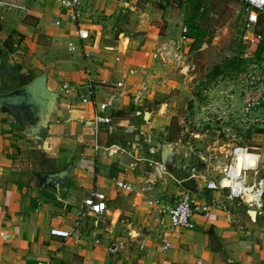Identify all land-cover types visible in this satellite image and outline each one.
<instances>
[{
  "label": "crops",
  "instance_id": "1",
  "mask_svg": "<svg viewBox=\"0 0 264 264\" xmlns=\"http://www.w3.org/2000/svg\"><path fill=\"white\" fill-rule=\"evenodd\" d=\"M221 1L225 5L218 8ZM200 2L207 10L198 7ZM24 3L29 9L27 14L0 6V95L44 75L46 88L56 94V104L49 119L33 131L25 130L0 106V264H264V189L261 209L234 201L225 212L213 211L208 219L196 217L193 229L170 230L159 223L158 209L151 208L149 201L160 199L171 205L177 187L172 190L165 187L168 183L159 182L147 189L144 181L150 170L144 169L151 156L144 150L140 134H147L156 122L162 104L163 112L175 115L169 109L175 106L172 91L179 85L174 77L186 79L181 71L188 68L190 73L195 68L191 61L195 52L211 47L215 53L225 51L222 54L229 57L228 49L237 50L231 47L235 33L230 21L237 14L246 17L243 0H205L204 5V0H93L87 8L95 5L106 12L119 5L123 8L115 15L121 30L116 36L110 28L103 29L87 19L93 30L87 71L72 29L53 24L60 13L56 2ZM193 16L194 27L188 25ZM261 16L264 19V14H259L254 26ZM220 19H224L221 27ZM183 25H188L190 39L184 59L177 64L162 57L161 51L179 37ZM254 26L253 33L260 36V41L251 42V32L245 31V41L242 39L239 46L250 50L243 58L254 56L264 39V33H258ZM198 32L203 38L210 33L211 42L200 43ZM263 59L259 62L261 77ZM225 64L226 60L218 66ZM231 74H227L233 77L229 89L237 94L247 84ZM87 75L97 84L95 101L107 102V113L113 116L112 124L100 126V149L96 153L92 147L93 103H82L63 90L66 83L84 84ZM107 82L123 86L110 89L102 85ZM142 88L143 98L135 102L132 96ZM236 101L239 103L238 98ZM183 127L184 132L186 125ZM216 140L217 136L213 140L215 148L222 151L221 139L219 143ZM199 142L202 148L190 141L170 142L175 156L172 174H183L176 169L181 159L191 165L208 160L206 144L213 142ZM109 145L120 149L115 156L109 157L103 151ZM251 148L261 155L257 177L264 178V146L262 152ZM159 153L156 157L160 159ZM217 157L222 159V155ZM63 170L67 174L61 183L51 180L38 185V174ZM117 177L131 183L134 191L115 188L112 179ZM186 187L199 201L214 196L198 192L194 185ZM166 190L173 197H164L162 192ZM93 193L104 195L107 211L100 216H86L76 230V212ZM250 211L255 212L254 217ZM52 230L68 236L52 235ZM165 243L170 248L163 251ZM114 244L116 249L112 248Z\"/></svg>",
  "mask_w": 264,
  "mask_h": 264
},
{
  "label": "built area",
  "instance_id": "2",
  "mask_svg": "<svg viewBox=\"0 0 264 264\" xmlns=\"http://www.w3.org/2000/svg\"><path fill=\"white\" fill-rule=\"evenodd\" d=\"M60 9L59 16L53 18L54 25H68L72 29L73 35L80 42L84 66L86 71L89 69L88 64L91 61V41L93 38V30L87 23L85 17V9L93 0H54ZM112 3L121 2V0H101ZM25 0H2L0 6L8 9L18 10L28 13L29 9L25 5ZM246 18L243 24L245 31H250V41L258 43L260 36L253 33V27L257 21L259 14H264V0H243ZM180 35L177 39L170 41L162 49V57L171 59L173 63L179 64L184 59L185 48L190 39V31L188 25L180 27ZM247 57L248 55H245ZM262 66L259 62L248 64L237 75L238 81L247 84L237 94H234L229 88L225 89L224 84L229 85L232 78L229 75H220L212 81H206L202 85L200 82L191 81L195 86L200 87V97L202 103L198 110L199 121L196 123L198 131H190L188 133L195 140L206 143L207 133L209 129L216 133L217 143L222 141V151L215 148V142L206 144L208 151V160L201 165L188 164L185 159H181V163L176 168L183 173L176 176L168 171L156 156L161 151L164 143L159 141L152 129L147 134H142L143 143L149 156L152 158L147 160L150 166V172L145 178V185L150 189L156 183L168 182L170 180L177 187L174 200L171 205L163 203L160 199L150 200L151 208L158 209L160 224L168 226V229H184L194 228L195 218L202 216L210 218L213 211H227V207L234 201L246 204L249 208H262L261 197L263 193L264 178H258L257 174L261 163V155L254 152L255 150L240 142L236 131H244L254 133L255 130H264V114L260 113V109L264 106V85L261 77ZM182 68V74L186 75L190 70ZM107 88H119L123 84L103 83ZM97 84L87 75L84 84L75 86L72 84H64L63 90L66 93L74 94L82 103H93L94 114L92 118V127L94 134L101 125H110L113 122V116L108 114L109 104L107 102L97 103L95 101V88ZM221 87V88H220ZM145 89H137L133 94V100L139 102L143 98ZM239 99L237 103L236 99ZM195 103V101H193ZM197 119V121H198ZM207 128L204 133L200 130ZM185 133L188 132V126L185 127ZM222 135V136H221ZM93 149L96 152L100 149L98 143H95ZM120 149L115 145H109L103 148V151L109 156H115ZM125 153L124 151H120ZM219 159L217 156H221ZM246 155H250V162L254 164H245L240 167L238 159L246 160ZM185 158V157H184ZM112 183L119 190L133 192L134 187L131 183L120 178H113ZM186 185H194L198 192L207 191L214 196L207 201H199L195 198V194L191 192ZM107 211V204L104 195L93 193L92 197L85 201L83 206L76 212L75 227L78 230L86 216H100ZM52 235L61 237L68 236V233L57 230L51 231ZM116 249L115 244L112 245ZM170 248L168 243L162 246L165 251ZM20 264V263H13ZM35 264H50L48 261H38Z\"/></svg>",
  "mask_w": 264,
  "mask_h": 264
},
{
  "label": "rangeland",
  "instance_id": "3",
  "mask_svg": "<svg viewBox=\"0 0 264 264\" xmlns=\"http://www.w3.org/2000/svg\"><path fill=\"white\" fill-rule=\"evenodd\" d=\"M101 3H103V2H101ZM204 4H205V0H204L203 5ZM224 5H225V3L223 1H221V5H218V8L223 7ZM193 7H195V3L193 4ZM198 7L204 9V7L201 5V2L198 3ZM122 8L123 7L119 5V6H117V8H112L113 10H111V11L109 10L108 12H106L103 9H98L94 5L93 8L88 7L86 9L85 17L92 24L100 25L101 28H103V29L110 28L114 32V35L116 36V34L121 30L119 29V26L116 24L117 22H115L114 19H115L116 13L119 10L121 11ZM208 8L211 10L213 7H211V5H208ZM205 9L207 10L206 7H205ZM108 13H111V14L109 15ZM231 18L232 19L230 21L231 22L230 27H231V30L234 31L235 35H234L233 41L231 42L232 45L231 44L230 45H231V47L232 46L236 47L237 45H240V43H243L242 39H244V37L246 36V32H245L244 28L242 27L246 17H244V14L241 13V14H237L235 16H232ZM192 19H196V16H193V17H191V19H189L188 25H190V26H193V24H194V22L193 23L191 22ZM223 20L224 19H220V21L218 23L219 27L223 26L222 25ZM254 27L258 33H261V34L264 33V19L262 18V16H261V19L259 18L257 25ZM198 30H200V29H198ZM210 37H211L210 33L208 35H206L205 38H203L202 34H200L199 32L197 33V39L199 40L200 43H204V41L208 42V43L211 42V41H209ZM244 41H245V39H244ZM247 42L248 41L246 40V44L248 46H250L249 45L250 42L249 43H247ZM246 44L244 43L243 45L246 46ZM236 48H237V50L228 49L230 52L229 57L222 54V53L226 54L225 51L221 52V53L220 52L215 53L211 49V47L208 48V50L207 49L198 50L197 52H195V54L193 55V59L191 60L194 64V67H195L193 69L194 71L192 70L190 73H187L186 79L183 77H179V78L174 77V80H177L179 82V85H176V87L172 91L173 97H176V99H174L172 102L175 106H169V109H170V112L174 113L175 115L169 116L171 114H167L165 112L160 113V114H156V116H155L156 122L153 123V125L150 128V129H152V131L156 135L155 137L159 141H161L164 144H168V143L170 144V142L174 143V142H178L180 140L182 142L183 141H185V142L190 141L195 146H198V144H197L198 142L197 141L195 142V139L192 136H190L188 133H190V131H192V132L198 131L196 129L195 122L197 121L198 118L200 119V117L198 115L199 114L198 110L195 112V108H199V106H200L199 104L202 103V98L200 97V87L195 86V84H193V82L190 80L192 79V77H194L195 78L194 81H198V82H200V85H202L206 81H212L214 78H217L220 75H223V74L227 75V73L230 74V72L224 73V70L222 69L221 73H217V75H214V68L216 66H218L219 64L222 65V63H224V60H226V63L233 61V59L236 58L240 52L242 53V57H245L244 54L249 56V50L250 49L247 50V47H245V49H242V48L237 46ZM210 49H211V52H210ZM236 53H237V55H235ZM253 55L254 56H251L249 59L252 60L253 58L254 59H260L261 58V60H262L264 52H263V54L261 53L259 56H256L255 52H253ZM243 59H248V58H243ZM231 75H235V74H231ZM190 76H192V77H190ZM223 87L225 89H227V88H229V85L224 84ZM193 101H195V103H193ZM259 111L261 114H264V106H262ZM169 117H170V119H168ZM196 117H198V118H196ZM182 120L184 122L182 124H180V122ZM184 124L186 126H188V132H186V133L183 132ZM206 129L207 128H204V129L200 130L199 132L204 133ZM262 131H263V133L261 135H259L257 132L255 133V131H254V133H247L244 131L237 130L236 136H238L240 142L247 143L251 147H254V148L256 147L261 151L262 147L264 146L263 145V143H264V130H262ZM101 134H102V130L99 127L97 132H96L95 139H94V144L98 143V146H100ZM207 135L208 136H207L206 140H208V142H210V141L213 142L214 137L217 136L216 133L211 131L210 129H209ZM94 144H93V146H94ZM199 144H203V142L200 141ZM200 147L202 148V146H200ZM144 150H146V147H144ZM144 150H143V152H145ZM263 151H264V149H263ZM254 152H256V150ZM250 158L251 157L249 156L248 157V164L250 163ZM147 165H148V163L145 166V169H144L145 171L150 170L149 169L150 166L149 165L147 166ZM162 183H165V182H162ZM166 183H168V184H164L165 187L167 186L168 188L175 190V187H174L175 185L169 183V181ZM167 191L168 190L162 192L164 194L163 195L164 197H170L171 196L170 193L167 194ZM171 197H173V196H171ZM172 200H174V197L172 198Z\"/></svg>",
  "mask_w": 264,
  "mask_h": 264
},
{
  "label": "water",
  "instance_id": "4",
  "mask_svg": "<svg viewBox=\"0 0 264 264\" xmlns=\"http://www.w3.org/2000/svg\"><path fill=\"white\" fill-rule=\"evenodd\" d=\"M47 78L44 75L35 77L23 87L5 95H0V106L7 110L10 115L27 131H33L43 122H46L56 104V94L46 88ZM165 105L160 107L163 113ZM148 114L146 113L145 119ZM174 150L171 144H164L160 151V161L168 170H172L174 163ZM241 159L238 164L241 167ZM67 171L63 170L56 173L38 174L36 176L38 185L49 183L51 180L61 183ZM264 189V186H262ZM251 217L255 216L254 211H250Z\"/></svg>",
  "mask_w": 264,
  "mask_h": 264
},
{
  "label": "trees",
  "instance_id": "5",
  "mask_svg": "<svg viewBox=\"0 0 264 264\" xmlns=\"http://www.w3.org/2000/svg\"><path fill=\"white\" fill-rule=\"evenodd\" d=\"M237 46L241 48V46H239V45H237ZM263 47H264V39L257 47V50L255 52L256 56H259L262 53ZM240 53L237 55L236 58L233 59V61L226 63L225 66H216L214 68V75H217V73H221L222 69L224 70V73L230 72L232 74H238L239 72H241L243 70V68H245L247 66L248 62H260L261 61V58L260 59H254L253 58L252 60L251 59H243L242 53L241 54ZM256 132L258 134L263 133V131L261 129L255 130V133Z\"/></svg>",
  "mask_w": 264,
  "mask_h": 264
},
{
  "label": "bare ground",
  "instance_id": "6",
  "mask_svg": "<svg viewBox=\"0 0 264 264\" xmlns=\"http://www.w3.org/2000/svg\"><path fill=\"white\" fill-rule=\"evenodd\" d=\"M249 156H250V155H246V156H245V157H246V160H243L242 158H240V159L242 160V161H241V163H242L241 166L243 165V162H244L246 165L248 164V157H249ZM250 163H251V165L254 164L253 162H250ZM250 163H249V164H250Z\"/></svg>",
  "mask_w": 264,
  "mask_h": 264
}]
</instances>
